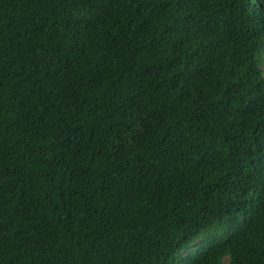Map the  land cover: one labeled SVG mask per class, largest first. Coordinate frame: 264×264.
I'll return each mask as SVG.
<instances>
[{
    "label": "trees",
    "instance_id": "1",
    "mask_svg": "<svg viewBox=\"0 0 264 264\" xmlns=\"http://www.w3.org/2000/svg\"><path fill=\"white\" fill-rule=\"evenodd\" d=\"M264 0H0V264H264Z\"/></svg>",
    "mask_w": 264,
    "mask_h": 264
},
{
    "label": "snow or ice",
    "instance_id": "2",
    "mask_svg": "<svg viewBox=\"0 0 264 264\" xmlns=\"http://www.w3.org/2000/svg\"><path fill=\"white\" fill-rule=\"evenodd\" d=\"M227 264H232V261H231V260H229V261L227 262Z\"/></svg>",
    "mask_w": 264,
    "mask_h": 264
},
{
    "label": "rangeland",
    "instance_id": "3",
    "mask_svg": "<svg viewBox=\"0 0 264 264\" xmlns=\"http://www.w3.org/2000/svg\"><path fill=\"white\" fill-rule=\"evenodd\" d=\"M263 70H264V66H263Z\"/></svg>",
    "mask_w": 264,
    "mask_h": 264
}]
</instances>
